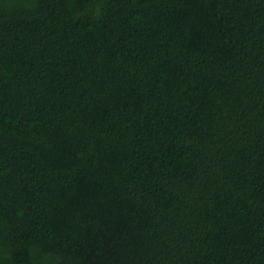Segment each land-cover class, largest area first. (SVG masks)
<instances>
[{"label":"trees","instance_id":"trees-1","mask_svg":"<svg viewBox=\"0 0 264 264\" xmlns=\"http://www.w3.org/2000/svg\"><path fill=\"white\" fill-rule=\"evenodd\" d=\"M0 264H264V0H0Z\"/></svg>","mask_w":264,"mask_h":264}]
</instances>
